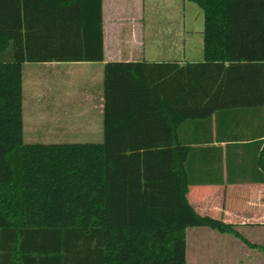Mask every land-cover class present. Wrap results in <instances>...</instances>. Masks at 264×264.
<instances>
[{
    "label": "trees",
    "instance_id": "16d2710c",
    "mask_svg": "<svg viewBox=\"0 0 264 264\" xmlns=\"http://www.w3.org/2000/svg\"><path fill=\"white\" fill-rule=\"evenodd\" d=\"M187 1L204 12L203 60L108 62L103 140L30 144L24 63L103 61V0H0V264H188L190 227L243 237L190 203L218 162L176 133L215 116L226 181L264 182V0Z\"/></svg>",
    "mask_w": 264,
    "mask_h": 264
},
{
    "label": "crops",
    "instance_id": "0c3cea01",
    "mask_svg": "<svg viewBox=\"0 0 264 264\" xmlns=\"http://www.w3.org/2000/svg\"><path fill=\"white\" fill-rule=\"evenodd\" d=\"M146 3L147 0H103V61L24 63L23 120L25 143H85L78 141L80 138L65 139L60 135L74 130L83 131L86 128H89L87 129L89 131L98 133L100 138L103 134L104 138L105 66L108 62L135 63L138 64L136 65L137 69L130 70L146 73L147 71L156 72L161 69V66L155 65L157 63L177 62L186 65L204 59V56L201 58V54L196 57L192 48L189 47L188 49L187 44L190 42L193 30L185 31L182 34L183 36L180 40H177L172 53L164 55L148 54L145 51L144 32L146 26L143 23ZM177 12L178 10L174 13L177 15ZM183 44L184 48L181 46ZM34 64L54 66V68L41 71L39 67L35 68ZM63 65H67L66 70L62 72L55 70L56 66ZM70 66H81V69H85L88 73L86 76L88 78L86 81L88 90L82 96V101L77 104V97L73 96L66 102H64L63 97L45 100L43 85L49 87L51 83L54 86L61 85V83L65 84V82L68 84L69 80L75 82L78 80V78L76 79L78 74L75 67ZM57 73L62 77L56 75ZM71 73L74 79L68 77ZM41 112H44L43 115L40 114ZM39 115L44 118L39 120L41 117ZM85 115H88L89 121L92 122L85 121L83 118ZM83 122L84 124L91 123L94 126H83ZM193 122L186 121L182 128L177 131V138L185 141L198 137L203 138L205 142L202 146L212 148V161L218 162V165L214 166L211 171L215 177L213 179H216V181L190 185L188 199L201 215L233 224L242 236L243 231L246 230L249 243L252 247H255L254 250L251 249L250 252L244 255L243 247H236L237 244H235L234 239H229L230 243H225L227 247H202L201 251L198 250L200 253L198 254L197 264H264V257L261 256L260 252H256V248L264 244V182L242 180L240 177L241 180L236 182H227L226 148L229 143L227 134L223 132L224 122L223 131L218 128V121L215 116L212 123L207 125L204 130L191 127ZM251 134H253L251 131H246V137L242 138L243 140L230 143L248 145L254 141L253 136L249 137ZM63 138L65 140H62ZM236 153L239 154L240 159H244V162L248 164L245 160L248 156L246 152L236 148ZM221 156L223 159V182L217 181L221 175ZM219 233L222 234L220 237L222 239L224 234H228ZM255 237H258V239ZM31 247L36 246L31 243ZM42 247H44L43 244Z\"/></svg>",
    "mask_w": 264,
    "mask_h": 264
},
{
    "label": "rangeland",
    "instance_id": "374dc122",
    "mask_svg": "<svg viewBox=\"0 0 264 264\" xmlns=\"http://www.w3.org/2000/svg\"><path fill=\"white\" fill-rule=\"evenodd\" d=\"M176 10H178L177 15L174 13ZM144 17L145 20L143 23L146 26L144 32L145 51L148 54L164 55L172 53L173 49H175L177 40H180V38L183 36L182 34L185 31L193 30L190 42L189 44H187L188 49L189 47L192 48L196 57H198V54H201L200 56L201 58H203V31L205 26V19L204 12L198 4L185 0H147ZM181 46L184 48V44ZM34 65L35 68L39 67L41 71L54 68V66H43L41 64ZM70 67H75L76 73L78 74V77H76V79L78 78V80L76 82L69 80L68 84L65 82V84L61 83V85L57 84L54 86H52L53 83H51L49 87L43 85L45 92V100H48V98L53 100L55 98L63 97L64 102H66L69 101V98H71V96H73L77 97V104L82 101V96L88 90L86 84V81L88 79L86 76L88 73L85 71V69H81V66ZM55 68V70H59L58 72H62L63 70L67 69V65L56 66ZM77 74L75 75L77 76ZM56 75L60 74L57 73ZM60 77H62V75H60ZM68 77L73 78L72 73L69 74ZM71 112L73 111L71 110ZM43 113L44 112H41L40 114L43 115ZM42 115H39L41 116L39 120L41 118H44ZM83 118L85 119V121H89L88 115H85ZM91 118L93 119V117ZM83 126L91 127L94 125L91 123H85ZM87 129L89 128H86V130L83 129V131L79 132L75 130L73 132H65L62 133L60 136L64 137L65 139L80 138L78 139V141L80 140V142H100L103 140V134L100 138L98 133H95L94 131H89ZM64 138L62 140H65ZM243 233V237H237L231 234H224V238L222 239L220 238L222 234H220L217 230H214L209 227L188 228V264H197L199 258L198 254L202 250V247H227L225 243L229 244V239H234L235 244H237L236 247H243L244 255H246L248 252L251 251V249L254 250L255 247H252V245L249 243V236L247 234V231L244 230ZM255 238L258 239V237ZM256 252H260L261 256L264 257V252L260 247L256 248Z\"/></svg>",
    "mask_w": 264,
    "mask_h": 264
}]
</instances>
